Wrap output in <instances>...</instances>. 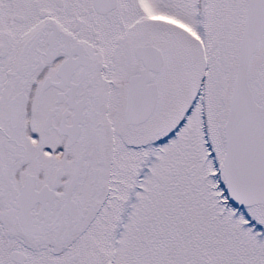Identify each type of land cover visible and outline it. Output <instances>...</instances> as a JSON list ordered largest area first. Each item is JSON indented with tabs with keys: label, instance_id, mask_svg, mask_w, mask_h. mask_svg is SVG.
Listing matches in <instances>:
<instances>
[{
	"label": "snow or ice",
	"instance_id": "obj_1",
	"mask_svg": "<svg viewBox=\"0 0 264 264\" xmlns=\"http://www.w3.org/2000/svg\"><path fill=\"white\" fill-rule=\"evenodd\" d=\"M0 264H264V0H0Z\"/></svg>",
	"mask_w": 264,
	"mask_h": 264
}]
</instances>
